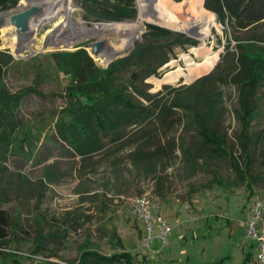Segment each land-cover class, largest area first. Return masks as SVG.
<instances>
[{
  "label": "rangeland",
  "instance_id": "rangeland-1",
  "mask_svg": "<svg viewBox=\"0 0 264 264\" xmlns=\"http://www.w3.org/2000/svg\"><path fill=\"white\" fill-rule=\"evenodd\" d=\"M168 1L174 7H181L188 0ZM198 1L200 17L179 14L164 23L146 20L133 47L105 65L100 57L92 54L91 43L104 40L114 45L113 41L124 36V32L89 33L62 47L52 45L49 33H59L64 27L69 29L68 15L63 10L69 12L71 21L86 22L94 28L99 23L134 21L140 11L137 0V15L121 21L94 18L89 11L93 7L90 0H62L61 9L58 0H19L6 10L19 11L24 3L43 7L38 21L46 30L37 28L28 40H18L14 26L1 16L4 10L0 11V50L14 58L4 69L3 83L8 95L20 99L12 112L6 110L9 121L0 123V137H6V141L0 142V206L12 220L7 238L0 241V264H71L79 258L84 244L107 255L128 250L148 264H264L257 260L254 241L246 236V222L254 199L261 197L264 201V136L256 144L257 163L253 171L256 182L249 184L246 180L236 186L204 187L203 184L215 178L235 179L228 160H216L211 164L212 170L199 171L192 178L185 175L179 149L169 155L170 165L160 166L155 176L140 171L131 160V152L143 147L152 134L158 133L156 140L165 145L172 139L178 140L183 133L182 124L162 125L155 115L152 123L142 126L141 132L138 127L127 129L123 144L109 142L108 153L85 160L59 139L55 129L58 115L77 98V94L72 95L76 89L72 83L77 79L59 69L54 56L57 52L86 49L94 63L106 69L142 44L164 45L163 52L169 59L143 85L156 93L163 91L164 85L179 87L210 73L226 52L229 37L231 49L236 50L229 23L219 22L212 14L205 15L203 0ZM51 12H55L53 18H50ZM207 19H213L211 26L197 24L198 20ZM147 23L171 34L168 38L151 35ZM238 35L250 47L264 52V22ZM186 40L190 42L184 43ZM23 43L28 45L18 50ZM108 47L110 50L112 46ZM154 61L158 63L160 59ZM208 61L212 66H208ZM141 69L132 65L114 71V84L127 83L132 72ZM225 90L227 113L223 128L228 132L229 144L235 146L239 155L238 90L234 85ZM257 97L258 113L253 128L264 135V79L259 84ZM51 165H56L61 174L53 183L44 174ZM145 193L159 203V211L170 222L168 245H162L158 239L150 244L147 225L135 211L134 197ZM157 231L155 228L154 234ZM115 234L119 235L120 242ZM41 235L44 238L38 241ZM250 251L252 258L247 261Z\"/></svg>",
  "mask_w": 264,
  "mask_h": 264
},
{
  "label": "trees",
  "instance_id": "trees-1",
  "mask_svg": "<svg viewBox=\"0 0 264 264\" xmlns=\"http://www.w3.org/2000/svg\"><path fill=\"white\" fill-rule=\"evenodd\" d=\"M18 1L0 0V11L9 9ZM90 1L93 7L89 11L97 20L121 21L137 15L135 0ZM171 1L182 3L185 0ZM202 8L205 15L212 14L219 22L229 23L234 31L236 50L231 49L229 37L226 52L216 67L210 73L179 87L164 85L163 91L151 93L149 87L143 86L144 80L169 59L163 52L164 45L142 44L131 55L114 61L106 69L98 67L83 48L55 53L59 69L77 79V82L72 83L73 88H76L72 90V95L77 94V98L56 119L55 129L59 139L85 160L93 155L108 153L109 142L123 144L127 129L138 127L141 132L142 126L152 123L157 115L162 125L182 124L183 133L178 140L172 139L167 145L156 140L158 133L150 135L143 147L130 154L137 169L155 176L160 166L170 165L169 155L179 149L187 178L205 169L212 170L211 164L216 160L226 159L232 165L235 179L226 181L221 177L215 178L203 184L204 187L216 184L236 186L246 180H249V184L256 182L257 175L253 172L257 163L256 144L264 135L262 131H254L253 126L258 113V87L264 79V52L243 42L238 32L248 31L264 22V0H203ZM147 26L151 35L168 38L171 34L155 24L147 23ZM176 42L179 41L173 44ZM162 54L168 57H161ZM157 59L160 61L155 63ZM12 61L14 58L11 54L0 50V123L9 121L6 110L12 112L20 101L19 97L7 94L3 83L4 69ZM132 65L141 66L142 69L133 71L127 83L114 84V71ZM230 85L236 86L238 90L239 107L236 114L240 125L237 133L239 155L236 154L235 146L229 144L228 132L223 128L227 113L225 88ZM185 132L191 134L190 137H186ZM3 141H6L5 136L0 137V142ZM44 174L51 183L58 181L61 175L56 165H51ZM108 184L105 186L108 187ZM11 222L8 211L0 206V241L7 238ZM114 237L121 241L118 234ZM252 246L255 248L257 245L253 242ZM251 258L250 251L246 260ZM71 264L148 262L137 259L128 250L107 255L90 244H84L79 258Z\"/></svg>",
  "mask_w": 264,
  "mask_h": 264
},
{
  "label": "bare ground",
  "instance_id": "bare-ground-1",
  "mask_svg": "<svg viewBox=\"0 0 264 264\" xmlns=\"http://www.w3.org/2000/svg\"><path fill=\"white\" fill-rule=\"evenodd\" d=\"M58 1H60V3H61L59 6V9H61L63 7L62 6V0H58ZM137 4H138L140 11H139L138 18L135 19L134 21L125 22V23H123V22L122 23H113L110 25L99 23V24H96V28L91 27L86 22L76 23L74 21H71L70 16H69V12L63 10L64 14L68 15L67 23H68L69 29H65V27L61 28V29H59V33H53L54 31H51L49 33L50 42L52 43V45H57V46L62 47L63 45H68V46L72 45V43H73L72 40L75 41V40L83 39L89 33L98 34L99 32H105L102 34V35H105L106 32L109 30L110 31H116L117 30L119 32H124V36L117 37V39H115V41L112 40L113 42H115L114 45H111L109 43V41L108 42L104 41V40L96 41L100 44L99 54L97 55V57H100L102 59L101 62L104 63V65H105V64L109 63L113 58L120 56V55H123L124 52H126L127 50H129L133 47L135 42L139 39L140 32L146 26V23H145L146 20H149V22L164 23V21L167 20V18H171V17H174L175 15H179V14L185 15V16H191V15L195 14L191 18L200 17V12H198L200 9L198 0H188L186 2V4L181 6V7H174L168 0H137ZM40 5L31 6V4H29V3L28 4L24 3L22 5V7L19 9V11L13 12V13H16V12H20V11H27V10H30L32 8L31 14L29 16V21H30V25H31V33L29 35H27V36L17 35L16 27L13 25L14 30H15V34H16L18 40H21V39L28 40L29 38H32L34 36L35 30L37 28H38V31H40L41 29L46 30V28H44L45 25L41 27L39 25L40 21H38V19L43 14V7H42V5L41 6ZM41 9H42V13H41ZM59 9H56L55 12L58 13ZM55 12H53V13L51 12L50 18H53L55 16L54 15ZM13 13H10V11L7 10L6 12H3V14L1 13L2 15L1 14L0 15L9 21L10 15H12ZM44 20H46V19H44ZM199 23H202V24L206 25L207 27H209L213 24V19H207L206 21L205 20H198L197 24H199ZM97 27L101 28L100 31H98L99 29H97ZM109 38L111 41V37H109ZM106 43H107V45H106ZM26 45H28V43H26V44L23 43L17 48L19 50V49L24 48ZM109 45L112 47L114 46V47L113 48L111 47L110 50H108ZM107 51H108V53H107ZM208 66H212L211 61H208Z\"/></svg>",
  "mask_w": 264,
  "mask_h": 264
},
{
  "label": "built area",
  "instance_id": "built-area-1",
  "mask_svg": "<svg viewBox=\"0 0 264 264\" xmlns=\"http://www.w3.org/2000/svg\"><path fill=\"white\" fill-rule=\"evenodd\" d=\"M133 205L137 215L147 225L150 244L158 239L162 245H168L171 225L169 220L159 211V203L145 193L134 197ZM246 225V236L257 245V260L264 263V201L261 197L254 199L251 215ZM155 228L158 230L156 234H154Z\"/></svg>",
  "mask_w": 264,
  "mask_h": 264
},
{
  "label": "water",
  "instance_id": "water-1",
  "mask_svg": "<svg viewBox=\"0 0 264 264\" xmlns=\"http://www.w3.org/2000/svg\"><path fill=\"white\" fill-rule=\"evenodd\" d=\"M34 9V8H33ZM4 10L3 12H6ZM32 8L27 11H20L10 15V22L16 27V33L19 36H27L31 33V25L29 21V16L31 14ZM153 24V23H149ZM100 44L98 42L91 43V52L94 55L99 54ZM201 77V76H200Z\"/></svg>",
  "mask_w": 264,
  "mask_h": 264
}]
</instances>
